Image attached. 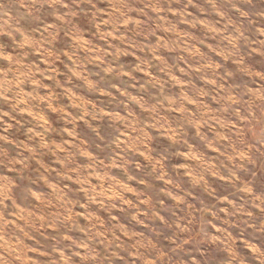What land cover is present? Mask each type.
Here are the masks:
<instances>
[{"label":"clouds","instance_id":"clouds-1","mask_svg":"<svg viewBox=\"0 0 264 264\" xmlns=\"http://www.w3.org/2000/svg\"><path fill=\"white\" fill-rule=\"evenodd\" d=\"M0 264H264V6L0 0Z\"/></svg>","mask_w":264,"mask_h":264},{"label":"rangeland","instance_id":"rangeland-1","mask_svg":"<svg viewBox=\"0 0 264 264\" xmlns=\"http://www.w3.org/2000/svg\"><path fill=\"white\" fill-rule=\"evenodd\" d=\"M255 3L257 6H264V0H255ZM210 255L215 256V255H217V253H216V251H212V252H210Z\"/></svg>","mask_w":264,"mask_h":264}]
</instances>
